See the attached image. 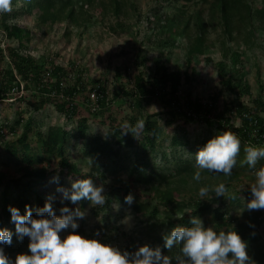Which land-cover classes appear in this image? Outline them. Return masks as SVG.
I'll return each instance as SVG.
<instances>
[{"label": "trees", "instance_id": "16d2710c", "mask_svg": "<svg viewBox=\"0 0 264 264\" xmlns=\"http://www.w3.org/2000/svg\"><path fill=\"white\" fill-rule=\"evenodd\" d=\"M200 2L205 9L195 11L191 18L180 14L177 19L170 20V25L184 27V30L194 24L203 33L189 43L186 57L188 64L203 53L207 22L205 16L208 20L216 16L219 18L223 37H228L232 44L236 42L237 36L246 31L247 24L252 25L256 19L264 24V0ZM123 5L122 0H12L11 10L0 13V32L4 36L3 47L0 45V103L14 99L25 102L34 110L51 105L66 123L73 124V136L80 143L79 150L84 161L95 171L83 174L77 163L67 157L70 137L66 126H49L41 131L36 129L32 118L24 121L26 113L18 109L14 125L9 127L4 123L0 127V145L6 158L15 160L17 167L14 176L0 171V228H6L10 221V213L7 211L9 205L20 209L21 214L26 204L32 207L44 205L45 200L41 196L32 199L31 191L46 180L53 158H57L59 172L71 174L75 179L91 178L98 186L104 182L109 171L114 175L124 172L126 180L114 182L105 205L94 214H104L103 221L108 222L110 217L107 209L111 203L115 201L125 204L124 197L132 194V211L140 212L145 220L143 224L148 236L145 244L160 246L162 254L174 257L180 248L179 244L170 250L163 248V235H167L177 225L190 226V216L197 215L203 219L208 215L209 226L217 231H237L242 240L248 243V255L254 264H264V252L260 246L264 238V210H255L245 221H239L225 209L224 203L218 205L216 199L201 201L197 195L202 180L208 184V180L219 177L220 180L214 185L224 183L228 190L229 178L254 173L246 163H241L245 157L244 149L263 146L260 136L264 134V119L260 114H264V103L259 97L255 98L251 108L241 101L251 95L239 51L232 50L227 55L228 48L223 40L224 57L216 65L219 85L235 99L223 102L221 108L218 107L217 96L205 101L192 99L190 95L181 99L178 96L181 83L190 84L191 75L188 72H170L166 63L158 59L150 64L141 56V52H137L135 62L141 71L133 77L131 87H121L115 92L117 104L128 105L130 111L120 117L117 111L110 112L105 85L100 81L84 79V70H78L77 63L61 65L51 57L36 59L27 52L25 46L31 40V32L17 24L21 16L32 15L40 25L52 27L64 22L79 35L94 14H99L102 21L109 16L118 18ZM65 35H68V31ZM14 43L16 46H13ZM117 75L120 76V73ZM20 85L24 94L13 95L11 90L15 88L20 92ZM96 85L99 88L98 104L102 109L84 116L79 104L88 102L89 94ZM152 101L160 103L164 111L149 114L146 106ZM164 114L169 116L168 126L177 121L203 125L208 137L202 141V146L222 132L235 133L240 140V152L232 175L213 176L203 170L200 181H194L192 175L198 170L194 162L197 150L190 149L191 141L184 131L179 133L176 130L169 139L166 138V130L158 122ZM243 115L248 117L244 118ZM139 120L144 122L142 128L136 127ZM92 124L106 127V137L91 135ZM20 126L22 131L19 133ZM7 130L9 135H15L13 141L4 140L7 137L4 132ZM166 140L169 144L165 150ZM261 166H264V159L257 161L256 168ZM245 197L251 199L250 189L246 190ZM80 203L84 206L86 201ZM231 203L238 204V200L231 198ZM66 206L71 208L70 204ZM15 238L13 235L11 246H5L8 255L13 251ZM128 250H132V247ZM17 251L20 252V249Z\"/></svg>", "mask_w": 264, "mask_h": 264}, {"label": "rangeland", "instance_id": "374dc122", "mask_svg": "<svg viewBox=\"0 0 264 264\" xmlns=\"http://www.w3.org/2000/svg\"><path fill=\"white\" fill-rule=\"evenodd\" d=\"M122 1L124 5L118 18L109 16L102 21L99 14L96 13L93 19L86 24V28L80 31L81 34L79 35L64 22L50 27L48 25H40L32 15L21 16L17 24L31 32V40L25 46L26 51L36 59L39 57H51L55 59L56 63L61 65L68 66L70 62L77 63L78 70H84V79L89 78L93 81H100L101 84L105 85L108 104L110 103V112L117 111L120 117H124L130 113L129 107L126 104H117L118 99L115 98V92L119 91L121 87H131L133 77L141 71V68L135 62L137 52H141V56L150 64H153L156 59L166 63L170 72L179 71L181 74L188 72L191 75L190 84L182 82L180 86V94L183 97L190 95L192 99L205 101L217 96V104L220 108L221 103L235 99L233 95L225 92L219 85L216 65L223 60L222 47L225 45L228 48L227 55L232 50H237L242 55L241 60L244 63V71L246 73L245 80L249 85L251 95L244 97L241 100L242 103L252 108L254 106L253 100L258 97L264 103V24H260L257 19L252 25L247 24L246 31L241 36H237L236 42L232 44L228 37H223L219 18L216 16L214 19L208 20V17L205 16L207 22L204 32L205 46L203 53L193 59L191 64H188L186 57L189 43L203 33L194 24L189 25L184 30V27L170 25V20L172 18L177 19L180 14L191 18L195 11L201 8L205 9L200 0ZM166 22L167 25L165 27ZM66 31H68L67 36L65 35ZM182 33L183 36H181ZM223 40L224 45L222 44ZM3 43L4 36L0 32V45L2 47ZM13 46H16V43ZM117 73H120V76ZM80 102L82 103L83 101ZM79 105L82 112H84V116L91 114L86 110L87 102ZM18 109L26 113L24 121L32 118L33 122L36 123V129L38 128L41 131H45L49 126H66L70 137L67 157L72 162L77 163L83 174L95 173L86 165L83 154L79 150L80 143L74 139L73 124L66 123L64 118L51 105L34 110V107H28L25 102L14 101L13 99L4 101L0 103V127L4 123H7L9 127L14 125ZM101 109L102 107L99 106L98 111ZM146 110L149 114L164 111L157 101H152L146 106ZM260 117L264 119V114H260ZM168 120L169 116L166 114L158 119L160 126L166 130V138L169 139L170 135L176 130L179 133L184 131L191 141L190 149L192 150H198V148L202 147V141L208 137L207 129L201 124H185L182 121H177L168 126ZM21 131L22 127L20 126L18 132L20 133ZM4 133H7V137L4 140L13 141L15 139V135H9L8 130ZM90 134L105 138L107 128L100 124H92ZM30 138L33 139L32 133H30ZM168 144L169 141L166 140L164 143L165 150ZM57 161V158H53L48 177L42 184L36 185L31 191L32 199L37 195L44 200L49 195L54 196L53 207L57 215H59V208L67 204H70L71 208L80 207L81 210L87 209L85 218L77 221L79 228L76 230L84 237L96 238L103 243L118 246L121 249L145 244L148 236L144 229V217H142L140 212L134 213L129 205L113 201L107 209L110 220L104 222V214H94L98 208L104 205L89 207L87 201L84 206H81L80 202L73 205L68 201H64L61 204L60 194L55 192L57 184L50 183L51 178L58 176L59 186L65 188H69L75 178L71 174L59 172ZM16 168V161L7 159L2 145H0V171L14 176ZM126 178L127 175L124 172L120 171L114 175L109 171L104 182L101 183L105 188V199L112 190L114 182L126 180ZM254 179L253 173L249 174V176L239 175V177L229 178L230 185L224 196L216 198L214 193L210 192L213 197L211 200H218V205L224 203L225 209L229 210L233 217L239 221H245L246 217L255 211L244 210V204L249 201L245 197V192L250 189L249 187L254 182ZM217 180H220V178L210 179L208 184L205 180H202L199 182V187L209 186L211 188L215 186L214 184ZM1 193L2 188L0 187V195ZM231 198L238 200V204L231 203ZM205 199L208 200L207 198ZM127 217H131L129 225L121 224V221ZM202 220L205 227H210L208 215ZM6 228L14 232V225L10 221L6 224ZM97 229L101 230V234L99 237H93V232ZM60 235L61 239H63L67 233L62 232ZM14 243L10 257L14 258L18 253H27V238L22 241H18L15 238ZM260 246L264 252V238ZM17 249H20V252Z\"/></svg>", "mask_w": 264, "mask_h": 264}, {"label": "clouds", "instance_id": "9594fccd", "mask_svg": "<svg viewBox=\"0 0 264 264\" xmlns=\"http://www.w3.org/2000/svg\"><path fill=\"white\" fill-rule=\"evenodd\" d=\"M12 0H0V13L11 10ZM143 121H137L136 127H143ZM128 127L127 124L124 125ZM134 130V129H133ZM240 152V140L233 132H222L213 136L194 154L195 167L198 169L192 175L194 181L201 179V170L210 175L229 177L236 166V157ZM245 157L241 161L249 169L254 170V182L251 184V199L244 204V210H264V166L256 168L257 161L264 159V146H249L244 149ZM50 183L57 184L55 192L60 194V203L64 201L76 205L84 200L89 207L103 206L105 188L96 185L91 178L75 179L69 188L59 186V177L51 178ZM226 185L218 183L211 188L201 186L197 191L201 201L205 198L223 197ZM134 197L128 194L124 203L131 206ZM55 197L49 195L42 207L24 206L20 209L9 205L10 223L14 232L0 228V264H254L248 255V243L242 240L235 230L217 231L213 227H205L201 217L194 215L188 219L190 226L177 225L167 235H163V248L172 249L179 244V253L174 257L162 254L160 246L149 244L134 245L132 250L121 249L118 246L103 243L96 238H87L76 230L77 221L83 220L87 209L80 207L59 208V215L53 207ZM131 217L121 221L129 225ZM252 225H250L251 227ZM67 235L61 239V233ZM101 230L93 232V237H99ZM13 235L18 241L28 239L27 253H18L14 258L5 252V246H11Z\"/></svg>", "mask_w": 264, "mask_h": 264}, {"label": "built area", "instance_id": "2783aa9c", "mask_svg": "<svg viewBox=\"0 0 264 264\" xmlns=\"http://www.w3.org/2000/svg\"><path fill=\"white\" fill-rule=\"evenodd\" d=\"M21 86V90H20V92H17V89H12L11 90V93L13 94V95H22V94H24V92L22 91V85H20ZM98 87H97V85L94 87V90H92L91 92H90V94H89V101L87 102V105H86V110L89 112V113H95L96 111H98L99 110V104H98V99H99V94H98ZM178 96L181 98V99H183V96H181V94L179 93L178 94ZM14 100V99H13ZM221 105H222V103H221ZM243 117L244 118H247L248 117V115H243ZM260 141H261V143H262V145L264 146V134H262L261 136H260Z\"/></svg>", "mask_w": 264, "mask_h": 264}]
</instances>
